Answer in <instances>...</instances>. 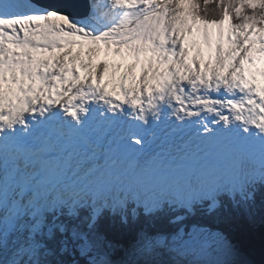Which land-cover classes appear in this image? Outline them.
Returning <instances> with one entry per match:
<instances>
[{"label":"snow or ice","instance_id":"snow-or-ice-1","mask_svg":"<svg viewBox=\"0 0 264 264\" xmlns=\"http://www.w3.org/2000/svg\"><path fill=\"white\" fill-rule=\"evenodd\" d=\"M258 223L264 0H0V264H257Z\"/></svg>","mask_w":264,"mask_h":264},{"label":"trees","instance_id":"trees-1","mask_svg":"<svg viewBox=\"0 0 264 264\" xmlns=\"http://www.w3.org/2000/svg\"><path fill=\"white\" fill-rule=\"evenodd\" d=\"M201 3H203V0H201ZM208 7L209 9L218 8V4H211ZM240 231L246 239L250 240L255 250L251 258L259 264L261 261V248L264 246V225L259 223L255 226L241 224Z\"/></svg>","mask_w":264,"mask_h":264},{"label":"bare ground","instance_id":"bare-ground-1","mask_svg":"<svg viewBox=\"0 0 264 264\" xmlns=\"http://www.w3.org/2000/svg\"><path fill=\"white\" fill-rule=\"evenodd\" d=\"M98 3L101 5L102 9H103V6L105 4V0H98ZM108 79V77H106ZM105 78V82L107 83V79Z\"/></svg>","mask_w":264,"mask_h":264},{"label":"rangeland","instance_id":"rangeland-1","mask_svg":"<svg viewBox=\"0 0 264 264\" xmlns=\"http://www.w3.org/2000/svg\"><path fill=\"white\" fill-rule=\"evenodd\" d=\"M101 59H103V57H101ZM124 71V69H121V72H123ZM137 74H139V68H137ZM107 79V78H106ZM109 80H110V78L108 77V79H107V81L109 82ZM107 82V83H108Z\"/></svg>","mask_w":264,"mask_h":264}]
</instances>
